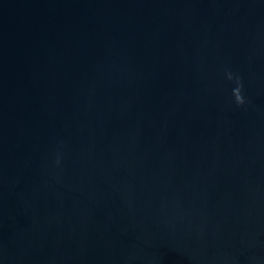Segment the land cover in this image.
Masks as SVG:
<instances>
[{"label":"water","instance_id":"obj_1","mask_svg":"<svg viewBox=\"0 0 264 264\" xmlns=\"http://www.w3.org/2000/svg\"><path fill=\"white\" fill-rule=\"evenodd\" d=\"M0 264H264V0H0Z\"/></svg>","mask_w":264,"mask_h":264},{"label":"clouds","instance_id":"obj_2","mask_svg":"<svg viewBox=\"0 0 264 264\" xmlns=\"http://www.w3.org/2000/svg\"><path fill=\"white\" fill-rule=\"evenodd\" d=\"M227 78L229 80H233V75L232 73H227ZM235 83H236V87L233 89V96L235 98V102L237 105H243L245 103L243 94H242V89H243V84L241 83L240 79L237 77L235 78ZM57 164L60 163L59 159H57L56 161Z\"/></svg>","mask_w":264,"mask_h":264}]
</instances>
